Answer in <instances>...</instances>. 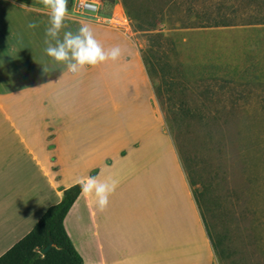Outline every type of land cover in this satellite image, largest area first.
I'll return each instance as SVG.
<instances>
[{
  "label": "crops",
  "instance_id": "obj_1",
  "mask_svg": "<svg viewBox=\"0 0 264 264\" xmlns=\"http://www.w3.org/2000/svg\"><path fill=\"white\" fill-rule=\"evenodd\" d=\"M67 1L61 35L87 23L103 47L123 51L114 11L86 15L75 0ZM30 21L35 27H27ZM48 21L43 0H0V256L62 199L65 188L95 175L117 181L105 208L83 192L74 203L83 201L92 218L96 264H213L182 163L152 118L150 89L136 87L146 79L139 58L128 56L129 48L115 61L68 72L44 52ZM131 107L139 112L133 125L123 122L134 113ZM109 111L123 112V123H116L134 128L135 137H101L102 113ZM146 113L147 121L137 123ZM177 178L186 184L189 214L182 213Z\"/></svg>",
  "mask_w": 264,
  "mask_h": 264
},
{
  "label": "rangeland",
  "instance_id": "obj_2",
  "mask_svg": "<svg viewBox=\"0 0 264 264\" xmlns=\"http://www.w3.org/2000/svg\"><path fill=\"white\" fill-rule=\"evenodd\" d=\"M113 11L122 52L132 48L128 56L139 58L145 74L136 87L150 89L152 118L190 183L213 264H264V0H102L97 12ZM133 108L123 122L133 125L139 115ZM113 111L102 113L101 137H135L134 128L116 123L123 112ZM175 184L189 214L184 179ZM82 202L65 224L83 264H96L97 234ZM205 223L223 251L219 257Z\"/></svg>",
  "mask_w": 264,
  "mask_h": 264
},
{
  "label": "clouds",
  "instance_id": "obj_3",
  "mask_svg": "<svg viewBox=\"0 0 264 264\" xmlns=\"http://www.w3.org/2000/svg\"><path fill=\"white\" fill-rule=\"evenodd\" d=\"M43 2L49 18L45 28L44 52L55 61L63 62L68 72L79 73L86 66L108 60L115 61L121 56L120 45L103 47L87 23L81 24L75 31L65 30L61 35L67 14V0ZM27 27H35V23L30 21ZM78 182L85 195L91 194L95 197V203L100 209L108 205L109 196L117 183L111 178L100 180L95 175L81 178Z\"/></svg>",
  "mask_w": 264,
  "mask_h": 264
},
{
  "label": "trees",
  "instance_id": "obj_4",
  "mask_svg": "<svg viewBox=\"0 0 264 264\" xmlns=\"http://www.w3.org/2000/svg\"><path fill=\"white\" fill-rule=\"evenodd\" d=\"M103 1L110 4L115 2ZM81 193L79 182L65 188L62 199L49 206L31 231L0 256V264H83V258L65 227V218ZM206 228L215 255L219 257L223 251L211 236L207 224ZM50 240L53 241V246L47 252L41 253V249Z\"/></svg>",
  "mask_w": 264,
  "mask_h": 264
},
{
  "label": "built area",
  "instance_id": "obj_5",
  "mask_svg": "<svg viewBox=\"0 0 264 264\" xmlns=\"http://www.w3.org/2000/svg\"><path fill=\"white\" fill-rule=\"evenodd\" d=\"M75 8L80 12H97L100 8V1L98 0H75Z\"/></svg>",
  "mask_w": 264,
  "mask_h": 264
},
{
  "label": "water",
  "instance_id": "obj_6",
  "mask_svg": "<svg viewBox=\"0 0 264 264\" xmlns=\"http://www.w3.org/2000/svg\"><path fill=\"white\" fill-rule=\"evenodd\" d=\"M52 246H53V241L50 240V242H49L45 247H43V248L41 249V253H45V252H47Z\"/></svg>",
  "mask_w": 264,
  "mask_h": 264
}]
</instances>
